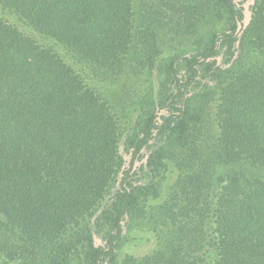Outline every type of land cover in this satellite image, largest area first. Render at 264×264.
<instances>
[{"label": "trees", "instance_id": "16d2710c", "mask_svg": "<svg viewBox=\"0 0 264 264\" xmlns=\"http://www.w3.org/2000/svg\"><path fill=\"white\" fill-rule=\"evenodd\" d=\"M137 1L0 0L27 28L0 17V234L53 264H264V0L183 24ZM194 90L218 96V137L191 158Z\"/></svg>", "mask_w": 264, "mask_h": 264}, {"label": "rangeland", "instance_id": "374dc122", "mask_svg": "<svg viewBox=\"0 0 264 264\" xmlns=\"http://www.w3.org/2000/svg\"><path fill=\"white\" fill-rule=\"evenodd\" d=\"M148 3L153 4V2H157L158 5L154 6L156 8H160L162 12L168 14L170 11V6L176 8V13L174 19H176V23L183 24L185 22H189L192 19L200 18L201 16H207L211 19V11L213 8L218 11V3L216 0H146ZM153 1V2H152ZM137 0H133V4L135 6L134 10H137ZM134 16H136L134 14ZM165 17V15H162ZM0 17L7 19L13 25H16L23 31H26L27 28L23 27L20 23H18L17 19L13 15H5L0 12ZM205 22H209L205 17ZM165 20V19H164ZM248 22V20L246 21ZM136 23V21H135ZM206 26V25H205ZM206 28H208L206 26ZM242 29V28H241ZM140 30V29H139ZM241 31V30H240ZM124 78H118L116 82L110 83L106 85H99V89L101 93L106 99H110L111 104L113 99H118V95L121 92ZM101 86V87H100ZM124 88V87H123ZM201 91L194 90L189 94V102L192 106L193 113L197 114L198 120L192 122V131L188 138L183 142L182 150L187 151V156L191 158L198 157L204 154L206 150H208V144L214 142V140L218 137V126L216 122V108L218 104V96H199ZM116 93H118L116 95ZM116 95V96H115ZM121 126H124L123 120L120 122ZM233 167V166H232ZM243 168V166H234L233 168H219L218 172L223 173L225 170L232 171L233 169ZM247 169V166H246ZM142 197V196H141ZM142 204L144 203L143 199L141 200ZM157 214H153L151 219H149V215L142 214L141 219L135 223L133 228H137V230H141L137 234H146L150 233V227L157 224H163L162 221L159 222L160 218H155ZM188 221V219H186ZM10 228V225L7 223L0 222V232L4 229ZM129 230V229H128ZM127 230V232H128ZM134 231V230H133ZM154 233V232H153ZM141 235H138L137 238L131 240L129 247H127L126 251L131 254H140L145 251L150 250V243H146L142 238L139 239ZM41 245L38 244V241H34L33 238L25 236L24 234H0V251L4 253L5 256L10 254L18 253L20 259L24 257L28 264H53L49 261L51 258L52 250L50 248H40ZM48 247V246H46ZM5 249H9L5 253ZM21 264V263H20ZM55 264H59L56 263Z\"/></svg>", "mask_w": 264, "mask_h": 264}, {"label": "water", "instance_id": "95a60500", "mask_svg": "<svg viewBox=\"0 0 264 264\" xmlns=\"http://www.w3.org/2000/svg\"><path fill=\"white\" fill-rule=\"evenodd\" d=\"M241 28H242V23L239 22V23H238V30H241Z\"/></svg>", "mask_w": 264, "mask_h": 264}]
</instances>
